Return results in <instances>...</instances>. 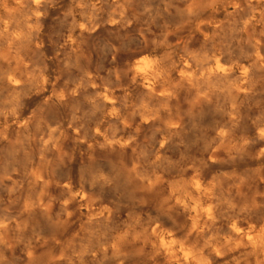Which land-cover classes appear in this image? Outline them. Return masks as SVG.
<instances>
[{"label": "clouds", "instance_id": "1", "mask_svg": "<svg viewBox=\"0 0 264 264\" xmlns=\"http://www.w3.org/2000/svg\"><path fill=\"white\" fill-rule=\"evenodd\" d=\"M0 264H264V0H0Z\"/></svg>", "mask_w": 264, "mask_h": 264}]
</instances>
